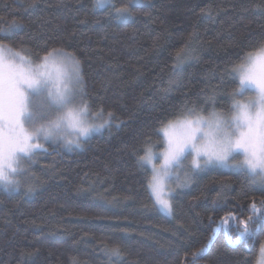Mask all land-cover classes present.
<instances>
[{
  "label": "trees",
  "instance_id": "obj_1",
  "mask_svg": "<svg viewBox=\"0 0 264 264\" xmlns=\"http://www.w3.org/2000/svg\"><path fill=\"white\" fill-rule=\"evenodd\" d=\"M113 2L133 15L117 18L93 0H0V29L21 25L5 43L33 55L75 54L91 112L104 121L112 114L81 147L37 153L18 190L0 187V264H109L105 250L116 246L122 264H192L201 247L196 264H257L264 223L250 225L248 239L236 236L264 187L234 169L187 168V186L172 182L168 217L138 158L145 146L164 148L160 129L185 105L229 112L238 82L226 69L264 45V0ZM226 218L228 228L217 230Z\"/></svg>",
  "mask_w": 264,
  "mask_h": 264
},
{
  "label": "snow or ice",
  "instance_id": "obj_2",
  "mask_svg": "<svg viewBox=\"0 0 264 264\" xmlns=\"http://www.w3.org/2000/svg\"><path fill=\"white\" fill-rule=\"evenodd\" d=\"M93 7L111 8L117 18L133 15L128 4L117 7L113 0H93ZM20 27L13 21L8 29H0V187L5 190H18L19 177L27 171L25 162L33 161L39 152H47L41 140L79 147L82 139L108 124L112 115L108 113L109 119L103 123H94L88 103L78 100L83 95L84 80L81 61L75 54L50 48L33 55L30 50L17 51L5 43ZM186 56L187 52L176 55V75L183 71ZM226 71L238 82L230 94L228 113L213 107L205 115L196 106L185 105L160 129L164 150L156 152L145 146L138 158L140 166L151 172L148 188L154 204L166 213L173 208L168 182L187 186L191 181L188 171L181 176L186 162L192 173L219 166L242 172L253 185L264 187V45L246 53ZM174 83L169 80L170 86ZM246 92L254 96L238 98ZM209 100L215 103L214 94ZM250 207L252 215L240 222L237 241L253 236L256 228L250 225L264 223V199L259 206L253 201ZM205 251L206 247L193 251L192 264ZM105 252L109 264H122L119 246ZM259 255L260 264H264V245Z\"/></svg>",
  "mask_w": 264,
  "mask_h": 264
},
{
  "label": "rangeland",
  "instance_id": "obj_3",
  "mask_svg": "<svg viewBox=\"0 0 264 264\" xmlns=\"http://www.w3.org/2000/svg\"><path fill=\"white\" fill-rule=\"evenodd\" d=\"M13 48V47H12ZM14 49V48H13ZM14 50H17V51H21V50H18V49H14ZM25 55H27V53L25 52L24 53ZM251 96H254V93L253 92H246L245 94H244V96H242V97H238L239 99H244V100H246L248 97H251ZM79 99H83L84 101H86V99H85V85L83 84V95L81 96V97H78V100ZM87 102V101H86ZM91 111V110H90ZM92 113V117H94V120H93V122L94 123H103L104 122V120L100 117V115L98 114V113H96V112H91ZM92 117H90V119H92ZM104 129V127L102 128V129H100L99 131H95V132H93L90 136H92L93 134H95V133H97V132H101L102 130ZM89 136V137H90ZM89 137H87L86 139H88ZM86 139H82L81 141H80V146L79 147H81L82 145H83V143H84V141L86 140ZM42 144H44V147L47 149V150H49L50 149V147H53V146H63V147H65L64 145H63V143H60V142H57V143H53V142H45V141H43V140H41L40 141ZM164 147H165V145H164ZM68 148H71V147H68ZM164 150V148L162 149V150H160L159 152H162ZM153 151H155L154 149H153ZM157 152V151H156ZM37 162V156H35L34 157V159H33V161H31V162H25V164H24V167L27 169V171H26V173L24 174V175H21V181L22 180H28V177H29V175H28V172H29V168L31 167V165H34L35 163ZM157 162V164H159L160 163V161L159 160H157L156 161ZM186 165H187V162H186ZM226 169H228V168H226ZM187 170V166H186V168L184 169V170H181V176L183 177V173H184V171H186ZM172 182L173 181H169L168 182V188H170L172 191H173V193H174V191H175V189H172ZM174 183V182H173ZM165 216H168V217H170L171 215H172V212L169 214V213H166L165 211H163V210H161L160 208H158ZM230 222H231V219H229V218H226L225 220H224V222L223 223H221L220 225H217L216 226V229L218 230L219 228H221L223 225H224V227H225V229H227L228 228V224H230ZM257 264H260V256H259V259H258V261H257Z\"/></svg>",
  "mask_w": 264,
  "mask_h": 264
}]
</instances>
